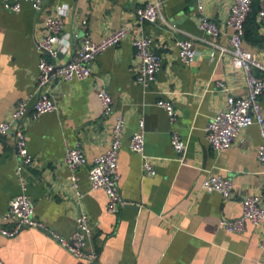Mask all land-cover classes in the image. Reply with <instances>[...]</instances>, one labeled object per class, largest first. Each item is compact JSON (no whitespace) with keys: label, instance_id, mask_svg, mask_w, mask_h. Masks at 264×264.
Segmentation results:
<instances>
[{"label":"crops","instance_id":"obj_1","mask_svg":"<svg viewBox=\"0 0 264 264\" xmlns=\"http://www.w3.org/2000/svg\"><path fill=\"white\" fill-rule=\"evenodd\" d=\"M4 1H19L18 12L4 9ZM152 0H42L36 11L26 0H0V122L9 117L16 101L36 94L38 61L44 56L36 46L45 32V19L57 6L65 9L62 40L67 50L57 61L69 58L88 32L100 40L121 26L131 27L137 7ZM162 22L144 23L140 31L153 38L161 65L152 84L144 88L134 81V48L129 39L100 52L84 78L61 80L54 95L57 108L25 121L27 146L33 162L23 173L36 217L62 235L75 226L79 207L93 224L91 246L94 262L77 258L39 227H25L15 236L0 234V264H264L260 240L264 220L246 222L244 231L230 232L219 225L221 217H237L242 198L264 187V172L256 156L261 140L259 127H244L233 143L216 152L205 138V126L223 108L225 93L215 81L224 80L234 95L246 92L244 73L231 65L228 52L220 54L197 27L196 0H160ZM256 5L258 8V2ZM231 0H205L204 12L223 30L215 43L228 46L226 26ZM258 11V9H257ZM84 21V23H82ZM252 39L244 46L264 61V27L257 20ZM193 36L196 54L184 64L173 42ZM62 43V42H61ZM59 43V44H61ZM96 84H104L113 99V112L102 114ZM169 100L177 112L171 121L159 99ZM264 116V91L259 96ZM122 113L126 126L118 156L119 190L135 204L106 210V194L91 188L87 176L93 156L104 151L110 140L114 116ZM144 117V152L155 167L145 174L142 157L130 149V136ZM172 130L185 141L177 154L170 143ZM78 143L87 163L77 169L78 200L69 183L63 155L66 145ZM17 155L12 132L0 134V223L9 198L20 189L15 167ZM210 172L229 176L232 194L223 198L217 191L201 189Z\"/></svg>","mask_w":264,"mask_h":264},{"label":"built area","instance_id":"obj_2","mask_svg":"<svg viewBox=\"0 0 264 264\" xmlns=\"http://www.w3.org/2000/svg\"><path fill=\"white\" fill-rule=\"evenodd\" d=\"M26 1L30 2L34 10L42 9V0ZM204 1L196 0L197 27L211 38V41H207L208 44L217 48L220 54L229 53L231 65L243 71L246 85L244 94L234 95L229 91L224 80L215 81L218 89L225 93V102L223 108L208 120L205 126V138L214 151L220 152L233 143L244 127L256 123L261 136L256 148V156L264 172V116L259 101V96L264 91V61L255 51L245 48L243 39L244 23L247 15L251 12L254 0H231L226 18V26L230 30L227 47L215 43V39L223 33V30L205 14ZM257 2V20L264 27V0H257ZM2 7L8 11L18 12L21 5L19 1H4ZM64 12V7L60 5L52 14L46 16L45 32L36 43L39 51L51 57L42 56L38 61L37 95L33 100L29 96L19 98L9 117L0 122V134L12 132L14 137L17 155L15 174L20 187L19 191L9 198L7 209L2 214V217L10 222V225L0 223V234L12 237L25 227H39L49 233L72 255L88 262H94L97 258V251L90 244L93 224L82 205L75 216L74 229L67 236L48 227L43 220L35 215L34 203L27 193L28 181L23 173L25 166L33 162V154L27 146L25 121L56 109L57 99L54 91H56L58 82L88 76L95 57L105 48L117 45L125 39H129L134 48V81L144 88L149 87L155 80L156 72L161 65V55L153 48V38L139 29L146 22L151 24L162 22L163 16L160 0L147 1L135 9L131 27L121 26L100 40H94L88 32H84L80 37L79 45L72 50L69 58L57 61L56 55L60 51L67 50V45H63L62 40ZM194 39L193 36H185L177 38L173 42L176 53L184 64H189L194 59L196 54ZM95 88L102 114L108 116L113 112L112 96L104 84H96ZM157 104L165 109L171 121L176 119L177 112L169 100L162 98L157 101ZM125 126L124 115L122 113L115 114L110 128L109 144L104 151L92 157L87 170L90 187L104 190L107 197L106 210L110 213L117 212L124 205L136 203L124 198L119 190L118 156ZM144 143V117L140 115L137 128L130 136L129 147L142 157L143 172L153 175L156 172L155 167L150 157L144 152ZM170 143L177 154L183 152L185 141L177 130H172ZM63 160L69 170V183L79 200L81 191L77 169L80 165L87 163V157L82 147L76 143L72 146L66 145ZM232 188L231 178L217 172L207 174L201 183V189L217 191L223 198L232 194ZM263 220L264 187L258 193L245 195L242 198L240 215L221 217L219 225L227 231L240 233L244 231L246 222L257 225ZM259 245L264 254V237L260 240Z\"/></svg>","mask_w":264,"mask_h":264},{"label":"trees","instance_id":"obj_3","mask_svg":"<svg viewBox=\"0 0 264 264\" xmlns=\"http://www.w3.org/2000/svg\"><path fill=\"white\" fill-rule=\"evenodd\" d=\"M257 5H256V1H253L252 3V8H251V12L247 15V18L245 20L244 23V36L243 39H252V35L254 34V32H252V28L253 26L257 28V23L256 25H254L255 21H256V16H257Z\"/></svg>","mask_w":264,"mask_h":264}]
</instances>
